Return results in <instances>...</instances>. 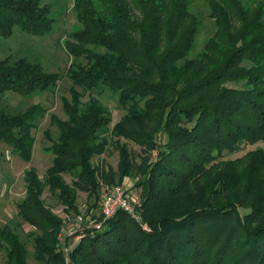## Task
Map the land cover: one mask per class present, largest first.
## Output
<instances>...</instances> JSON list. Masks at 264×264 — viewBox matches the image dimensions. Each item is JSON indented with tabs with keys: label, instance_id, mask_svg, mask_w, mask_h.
<instances>
[{
	"label": "trees",
	"instance_id": "obj_1",
	"mask_svg": "<svg viewBox=\"0 0 264 264\" xmlns=\"http://www.w3.org/2000/svg\"><path fill=\"white\" fill-rule=\"evenodd\" d=\"M190 7V0H76L80 29L66 42L76 63L66 73L28 57L0 59V143L26 162L47 109L11 110L3 98L51 92L65 79L72 87L67 120L53 115L56 135L46 132L54 164L44 179L26 173L17 205L39 262L264 264V149L220 160L264 143V6L210 0L217 28L196 56L201 23ZM57 23L46 0H0V38L16 28L44 36ZM107 92L125 112L113 128L101 100ZM110 144L117 168L101 161ZM125 178L141 189V220L119 210L73 247L71 237H60L64 221L43 198L46 189L66 213H77L79 192L92 200L89 210L98 209L100 192ZM0 238L10 248L6 264H27L18 232L5 226Z\"/></svg>",
	"mask_w": 264,
	"mask_h": 264
},
{
	"label": "rangeland",
	"instance_id": "obj_2",
	"mask_svg": "<svg viewBox=\"0 0 264 264\" xmlns=\"http://www.w3.org/2000/svg\"><path fill=\"white\" fill-rule=\"evenodd\" d=\"M191 12L200 20L201 26L196 36L194 48L191 56L198 55L207 42V40L216 31L215 21L210 17L209 1L210 0H190ZM244 7L256 9L258 6H264V0H240ZM76 0H46V4L52 8L54 17L58 19V23L52 33L47 35H30L22 32L16 28L14 35L9 39L0 38V59L8 56L28 57L31 60L39 61L44 69L48 72L64 74L76 60L69 54L66 49V42L70 40V35L80 29L77 21L75 10ZM234 25L238 27L240 23L234 16ZM86 63V61H83ZM71 82L65 79L60 85L47 93H35L28 97L20 96L16 93H7L3 98V103L8 109L26 108L30 104H40L47 109V113L38 123L34 130L35 144L32 152V159L26 162L17 155H15L11 148L0 143V229L5 226H10L20 235L22 242H24L28 249L27 264H43L35 258V241L29 233L33 230L28 224L22 222L18 217L17 205L25 198L27 184L25 181L26 173L34 170L41 179H44L47 171L54 164V154L46 147L51 143L46 140V132L56 135V128L51 123V117L57 116L61 120H67L64 112V101L73 102V97L70 93ZM94 94V93H93ZM89 96L83 98V101H88ZM101 100L111 111L113 128L125 114L124 110L118 104V97L112 93H105ZM125 143V140H122ZM129 150H137L138 148L127 142ZM112 144V141H111ZM109 146L106 154L101 161L108 162L114 168H117L119 161V154L114 149L113 145ZM264 149V143H258L253 146H246L241 152L234 154H225L221 156V161H230L243 157L246 153L256 150ZM94 162H99L95 159ZM66 184L73 182V177L70 175L64 176ZM135 182L131 178H125L121 183H117L110 188H104L99 201L98 209L89 210L90 201L87 194L79 192L77 213H66L64 207L59 201L51 196L48 189L44 192L43 198L47 205L52 208L53 212L61 217L64 221V228L60 233V237H71V247L75 246L85 236L89 230H100L96 224L104 225L102 209L104 202L108 196H112L116 188L125 190L126 197L131 207L136 211L137 206L141 202V189L135 188ZM93 203V202H92ZM136 214V213H135ZM137 215V214H136ZM139 217V216H138ZM139 220L141 218L139 217ZM20 227L18 228V226ZM63 242V239L61 240ZM9 245L0 238V264H6L9 253ZM66 251V248H65ZM69 251V250H68ZM66 251V252H68Z\"/></svg>",
	"mask_w": 264,
	"mask_h": 264
},
{
	"label": "built area",
	"instance_id": "obj_3",
	"mask_svg": "<svg viewBox=\"0 0 264 264\" xmlns=\"http://www.w3.org/2000/svg\"><path fill=\"white\" fill-rule=\"evenodd\" d=\"M119 210H123L129 213L133 218L139 221V217L138 215H136L137 213L129 204L125 194V190H123L122 188H116L113 195L106 198L102 209V213L104 215L103 218L105 220H109L113 218ZM96 225L98 229L103 228V225L101 223Z\"/></svg>",
	"mask_w": 264,
	"mask_h": 264
}]
</instances>
